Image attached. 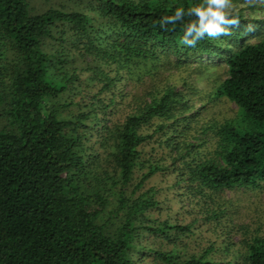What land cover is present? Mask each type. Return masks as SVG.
Masks as SVG:
<instances>
[{"label":"trees","instance_id":"1","mask_svg":"<svg viewBox=\"0 0 264 264\" xmlns=\"http://www.w3.org/2000/svg\"><path fill=\"white\" fill-rule=\"evenodd\" d=\"M200 2L0 0V264H264L227 195L264 191V24L185 48L159 21ZM213 59L223 119L166 73Z\"/></svg>","mask_w":264,"mask_h":264},{"label":"rangeland","instance_id":"2","mask_svg":"<svg viewBox=\"0 0 264 264\" xmlns=\"http://www.w3.org/2000/svg\"><path fill=\"white\" fill-rule=\"evenodd\" d=\"M84 0H32L33 5L36 7H49V6H61L67 5L68 8L74 6V3L78 5V2H83ZM70 2V4L68 3ZM251 6H254L251 8ZM76 7V6H75ZM243 9L242 13L247 19H257L259 22L264 24V3L263 0H247L245 4L233 5V10ZM208 65V69L202 72H198L196 67L198 62L192 61L191 68L186 71L179 72L177 68L167 69L166 73L174 72L176 74L177 87L184 91L188 98L195 102L194 110L202 112L205 116L211 118L217 116L219 119H223L228 116H233L235 110L237 109L236 104L228 103L224 100H213L210 101L212 97L209 96V93H212L211 79L215 78L218 80L226 77V67L222 61L213 59ZM193 85L194 90L189 89L188 87ZM227 195L233 198L232 206L233 208L238 209V214H241V217L245 218V215L248 214L251 216L252 221L257 222V211H262L260 216L264 215V209H262L261 203H264V191L258 196V192H252L247 190H234L227 191ZM239 217V216H238ZM240 218V217H239ZM241 219V218H240ZM245 220H247L245 218ZM240 222H244L241 221ZM259 224V222H257ZM235 240L238 239V235L234 237Z\"/></svg>","mask_w":264,"mask_h":264},{"label":"clouds","instance_id":"3","mask_svg":"<svg viewBox=\"0 0 264 264\" xmlns=\"http://www.w3.org/2000/svg\"><path fill=\"white\" fill-rule=\"evenodd\" d=\"M183 32L178 44L195 49L205 37L215 39L232 35L231 29L239 25L233 15L232 0H202L191 6H176L169 15L160 18V27L182 23Z\"/></svg>","mask_w":264,"mask_h":264}]
</instances>
